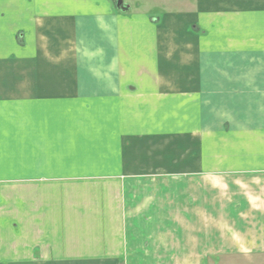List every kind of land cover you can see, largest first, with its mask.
<instances>
[{
    "label": "crops",
    "instance_id": "crops-1",
    "mask_svg": "<svg viewBox=\"0 0 264 264\" xmlns=\"http://www.w3.org/2000/svg\"><path fill=\"white\" fill-rule=\"evenodd\" d=\"M157 1L0 0V264H264V0Z\"/></svg>",
    "mask_w": 264,
    "mask_h": 264
},
{
    "label": "rangeland",
    "instance_id": "rangeland-1",
    "mask_svg": "<svg viewBox=\"0 0 264 264\" xmlns=\"http://www.w3.org/2000/svg\"><path fill=\"white\" fill-rule=\"evenodd\" d=\"M123 1L126 6H131L132 10H141V11H149V9H155V13H158L157 10L159 4L157 0H119ZM154 13V12H153Z\"/></svg>",
    "mask_w": 264,
    "mask_h": 264
},
{
    "label": "water",
    "instance_id": "water-1",
    "mask_svg": "<svg viewBox=\"0 0 264 264\" xmlns=\"http://www.w3.org/2000/svg\"><path fill=\"white\" fill-rule=\"evenodd\" d=\"M118 6H123V1H118Z\"/></svg>",
    "mask_w": 264,
    "mask_h": 264
},
{
    "label": "flooded vegetation",
    "instance_id": "flooded-vegetation-1",
    "mask_svg": "<svg viewBox=\"0 0 264 264\" xmlns=\"http://www.w3.org/2000/svg\"><path fill=\"white\" fill-rule=\"evenodd\" d=\"M116 1H119V0H116ZM117 5H118V2H117ZM120 8L122 7V6H119Z\"/></svg>",
    "mask_w": 264,
    "mask_h": 264
}]
</instances>
